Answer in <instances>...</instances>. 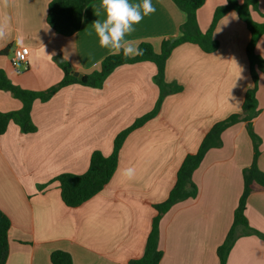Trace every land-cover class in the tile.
<instances>
[{
  "label": "crops",
  "instance_id": "0c3cea01",
  "mask_svg": "<svg viewBox=\"0 0 264 264\" xmlns=\"http://www.w3.org/2000/svg\"><path fill=\"white\" fill-rule=\"evenodd\" d=\"M226 1L205 0L198 10L203 32ZM257 1L263 15L252 11L251 17L264 23V0ZM50 2H0V18L10 17L0 39V70L24 90L42 92L57 85L65 62L74 73L90 74L111 54L100 46L92 25L105 18L94 12L101 0L87 6L80 30L71 37L56 34L48 25ZM151 2L156 11L134 25L126 39L138 46L150 43L159 53L164 40L180 35L186 14L172 0ZM250 37L247 25L230 12L215 28L216 52L207 54L192 44L177 47L166 65V81L183 91L168 96L158 116L128 136L108 185L77 208L63 203L54 179L84 174L94 151L109 156L115 137L154 110L159 98L156 66H120L101 89L73 84L47 102L35 101V133H23L11 122L0 136V209L11 221L6 264H52L51 254L57 250L69 253L74 264H128L142 257L156 216L154 206L168 198L186 156L197 152L214 124L242 112L245 93L253 86L247 56ZM17 47L30 50L21 70L11 63ZM256 53L264 60V35ZM257 100L260 114L253 129L260 139L258 167L264 172L262 73ZM21 108L20 100L0 90V112ZM252 160L246 123L227 129L222 146L210 150L193 174L197 197L175 205L160 223V264H220L217 251L233 225L244 190L243 172ZM128 167L136 170L132 180L122 176ZM245 216L248 227L236 229L226 264H264V190L248 197Z\"/></svg>",
  "mask_w": 264,
  "mask_h": 264
},
{
  "label": "trees",
  "instance_id": "16d2710c",
  "mask_svg": "<svg viewBox=\"0 0 264 264\" xmlns=\"http://www.w3.org/2000/svg\"><path fill=\"white\" fill-rule=\"evenodd\" d=\"M100 0H51L48 6L47 23L58 35L71 37L76 34L83 22L84 11L87 6ZM174 4L186 14V21L181 26L180 35L174 39L164 40L159 53L155 52L150 43L143 42L138 47L143 55L134 58H125L123 54H110L103 59L100 69L90 74H85L82 80L74 76V69L70 63L61 64L64 76L55 86L42 91L34 92L24 90L14 85L0 70V90L10 92L22 103L18 111L0 112V136L5 134L11 122L20 127L23 133H35L37 128L32 121L31 111L35 101H49L59 90L73 84H79L94 89H101L107 78L120 66L143 62L153 63L157 68L155 82L159 88V98L153 111L138 118L127 129L121 131L114 139L113 150L109 156H104L100 151H94L91 155L88 170L82 175L62 174L54 181L58 182L61 199L69 208H77L100 193L114 176L120 158L121 149L128 136L142 127L148 121L154 119L160 113L164 100L173 94L183 91V87L176 83L166 81V65L173 51L184 44L198 46L207 54L218 50L219 43L214 38V31L219 21L228 13L235 12L247 25L250 31V42L247 46L249 72L253 86L245 93V99L241 113L229 116L227 119L213 125L203 138L196 153L189 154L181 164L175 184L168 198L154 206L156 216L153 219L145 250L142 257L131 260L128 264H160L163 252L159 247L160 223L163 217L177 204L197 197L198 189L193 182V174L200 166L206 154L215 148L222 146V134L230 127L238 123H246L247 132L253 143V160L250 167L243 172L244 190L234 213V222L230 232L217 254L220 264H226L228 252L235 241V231L238 227H248L245 216L248 197L256 192L264 190V172L258 167L260 156V139L253 129V121L260 114L257 100L258 83L260 74H264V60L257 55L256 45L264 35V23L252 20V11H258L257 0H227L226 4L218 7L213 15L210 28L203 32L198 23V10L204 5L205 0H172ZM11 221L0 209V264H6L9 256V230ZM52 264H74L72 256L61 250L52 252L50 257Z\"/></svg>",
  "mask_w": 264,
  "mask_h": 264
},
{
  "label": "clouds",
  "instance_id": "9594fccd",
  "mask_svg": "<svg viewBox=\"0 0 264 264\" xmlns=\"http://www.w3.org/2000/svg\"><path fill=\"white\" fill-rule=\"evenodd\" d=\"M5 6L10 0H0ZM156 11L151 0H142L141 3L133 4L130 0H101L95 15L100 17L103 13L104 19L95 20L92 25L99 38L102 48L110 50L113 55L125 58H134L143 55V51L132 40L126 39L135 31L134 25L139 24L145 16ZM10 17L0 18V39L6 35ZM136 170L128 167L123 170L122 176L128 180L134 179Z\"/></svg>",
  "mask_w": 264,
  "mask_h": 264
},
{
  "label": "built area",
  "instance_id": "2783aa9c",
  "mask_svg": "<svg viewBox=\"0 0 264 264\" xmlns=\"http://www.w3.org/2000/svg\"><path fill=\"white\" fill-rule=\"evenodd\" d=\"M30 50L27 47H17L13 52V57L11 60L12 66L18 68L22 65H26L28 62V57Z\"/></svg>",
  "mask_w": 264,
  "mask_h": 264
},
{
  "label": "water",
  "instance_id": "95a60500",
  "mask_svg": "<svg viewBox=\"0 0 264 264\" xmlns=\"http://www.w3.org/2000/svg\"><path fill=\"white\" fill-rule=\"evenodd\" d=\"M56 61H57L58 63H63V62H64L63 59H57ZM74 76L77 77L79 80H82L84 75H82V74H78V73H74Z\"/></svg>",
  "mask_w": 264,
  "mask_h": 264
},
{
  "label": "rangeland",
  "instance_id": "374dc122",
  "mask_svg": "<svg viewBox=\"0 0 264 264\" xmlns=\"http://www.w3.org/2000/svg\"><path fill=\"white\" fill-rule=\"evenodd\" d=\"M257 14H258L259 17H262V15H263V13H261V12L259 11V9H258V11H257ZM263 17H264V16H263ZM252 20H253V19H252ZM253 21H254V20H253ZM15 69H17V70H21L22 67L15 68Z\"/></svg>",
  "mask_w": 264,
  "mask_h": 264
}]
</instances>
